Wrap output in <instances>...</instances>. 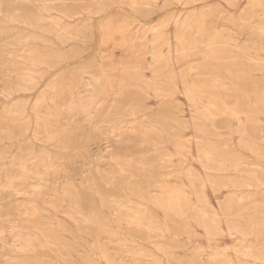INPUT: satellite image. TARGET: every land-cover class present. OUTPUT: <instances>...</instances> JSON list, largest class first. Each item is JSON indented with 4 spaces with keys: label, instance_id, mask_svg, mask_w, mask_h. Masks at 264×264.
<instances>
[{
    "label": "rangeland",
    "instance_id": "obj_1",
    "mask_svg": "<svg viewBox=\"0 0 264 264\" xmlns=\"http://www.w3.org/2000/svg\"><path fill=\"white\" fill-rule=\"evenodd\" d=\"M0 264H264V0H0Z\"/></svg>",
    "mask_w": 264,
    "mask_h": 264
},
{
    "label": "bare ground",
    "instance_id": "obj_2",
    "mask_svg": "<svg viewBox=\"0 0 264 264\" xmlns=\"http://www.w3.org/2000/svg\"><path fill=\"white\" fill-rule=\"evenodd\" d=\"M106 29H107V28H106ZM118 67H119V66H118ZM121 72H122V71H121ZM29 73H30V72H29ZM27 78H28V77H27ZM123 85H124V83H123ZM107 96H108V95H107ZM86 104H87V103H86ZM90 121H91V120H90ZM89 123H90V122H89ZM103 124H104V123H103ZM75 160H76V159H75ZM77 168H78V170H79V167H77ZM77 168H76V169H77ZM76 169H75V170H76ZM78 170H77V172H79ZM192 182H193V181H192ZM172 187H173V186H172ZM172 187H171V188H172ZM163 195H164V194H163ZM167 198H168V197H167ZM190 206H191V205H190ZM166 208H167V207H166ZM122 209H125V208H122ZM129 209H130V208H129ZM26 211H27V210H26ZM139 223H141V221H140ZM41 235H42V234H41ZM36 243H37V242H36ZM113 254H114V253H113ZM226 261H227V260H226Z\"/></svg>",
    "mask_w": 264,
    "mask_h": 264
}]
</instances>
